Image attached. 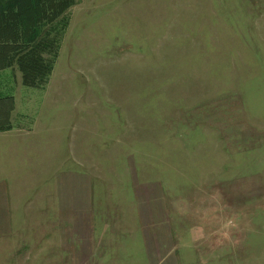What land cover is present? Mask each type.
I'll return each mask as SVG.
<instances>
[{"label":"rangeland","instance_id":"obj_1","mask_svg":"<svg viewBox=\"0 0 264 264\" xmlns=\"http://www.w3.org/2000/svg\"><path fill=\"white\" fill-rule=\"evenodd\" d=\"M43 89L0 71V264H264V0H76Z\"/></svg>","mask_w":264,"mask_h":264},{"label":"trees","instance_id":"obj_2","mask_svg":"<svg viewBox=\"0 0 264 264\" xmlns=\"http://www.w3.org/2000/svg\"><path fill=\"white\" fill-rule=\"evenodd\" d=\"M76 0H0V71L16 68L24 87L43 89ZM14 99L0 95V133L11 130Z\"/></svg>","mask_w":264,"mask_h":264},{"label":"crops","instance_id":"obj_3","mask_svg":"<svg viewBox=\"0 0 264 264\" xmlns=\"http://www.w3.org/2000/svg\"><path fill=\"white\" fill-rule=\"evenodd\" d=\"M8 132V131H7ZM7 132H5V133H7ZM3 133V132H2Z\"/></svg>","mask_w":264,"mask_h":264}]
</instances>
